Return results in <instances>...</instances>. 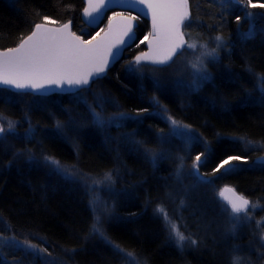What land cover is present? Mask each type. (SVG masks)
<instances>
[{
    "label": "trees",
    "instance_id": "trees-1",
    "mask_svg": "<svg viewBox=\"0 0 264 264\" xmlns=\"http://www.w3.org/2000/svg\"><path fill=\"white\" fill-rule=\"evenodd\" d=\"M82 8L81 0H0V50L15 47L35 23L43 22L44 16L57 21L48 23L52 25L71 20L72 31L90 39L95 32L81 23ZM190 10L194 19L182 29L187 41L209 44L217 35L224 38L216 61L209 68L208 81L197 90L186 89L169 97L158 82L163 76L158 81L150 76L154 67L146 66L150 75L142 77L127 73L125 63L139 52L131 48L104 77L81 94L101 92L107 98L106 112L149 111L152 101L158 99L165 104L167 115L191 125L198 136L210 143L213 151L201 165V173H211L229 155L248 158V163L240 164L233 173L223 174L222 170L211 176L210 186H232L237 193L264 206V170L253 167V160L264 156V148L260 147L264 144V94L260 92L264 82V15L260 13L264 9L245 7L235 0H190ZM246 11L256 15L248 19L244 17ZM237 16L241 17L239 22ZM250 29L251 37L243 38L242 34ZM136 34H148L147 22L137 21ZM84 107L77 101L76 92L39 97L0 89V120L5 116L25 120L14 133L0 139V232L11 235L12 229L21 238H36L37 243L43 238L44 246L62 264H120L114 244L133 253L143 264H227L220 254L225 240L213 217L210 220L203 216L197 225L193 223L204 249L184 253L172 246L162 225L150 214L155 200L166 188L159 177L165 176L169 161L165 159L154 167L137 146L130 148L127 142L119 145L114 130L104 132L92 124ZM157 126L163 124L154 116L144 117L133 127V136L149 151L170 153L172 150L161 148L154 137ZM123 127L131 126L126 123ZM239 137L255 144L246 145ZM120 139L125 141L124 137ZM202 151L204 145L197 141L189 152L197 155ZM44 156L75 167L89 178L87 183L111 174L115 193L110 201L105 199L104 206L110 209L101 215L99 233L93 232V211L86 200L90 185H86L84 178L83 183L59 178L44 165L33 162L34 157ZM116 170L122 176L119 179ZM190 177L194 186L204 185L193 175ZM191 206L203 213L205 198L199 197ZM3 258L7 264H41L18 251H5Z\"/></svg>",
    "mask_w": 264,
    "mask_h": 264
},
{
    "label": "snow or ice",
    "instance_id": "snow-or-ice-1",
    "mask_svg": "<svg viewBox=\"0 0 264 264\" xmlns=\"http://www.w3.org/2000/svg\"><path fill=\"white\" fill-rule=\"evenodd\" d=\"M237 4H243L245 7L252 9H264V2H254V0H235ZM88 7L83 9V15L87 18L89 24H97L103 13L113 8H120L122 11H113L112 16L108 17V33L106 37L112 34V21L119 18L118 34L111 41L105 42L97 40L100 29L90 39L85 40L81 36L76 35L71 30L72 22L68 20L63 22L56 28L48 27V23L56 24L57 21L50 17H42L41 23H35L29 35L22 37L17 45L12 48L0 50V84L10 86L21 93L31 90L33 93L46 95L47 85H57L62 90L66 83L69 87L66 91L73 92L76 89V98L78 102L87 104L86 99L81 95L84 91L90 89L91 83L104 77L111 65L116 63L123 51L138 39L135 32L136 22L140 15L151 13L152 31L149 32L139 42L143 44L148 41V52H142L134 57L133 61L128 62V70L130 72H141L145 64L157 66L171 67L175 63L173 57L183 55L185 49L195 50V43H188L185 39V33L182 32V26H190L193 16L190 10V0H87ZM144 6V7H141ZM145 8L147 11H145ZM136 13V15H133ZM256 15L254 12H245V17L251 19ZM264 15V12L260 13ZM241 20L240 16L236 17V21ZM186 22H188L186 24ZM252 31L242 34L247 39L251 37ZM151 37V39H149ZM223 35H217L215 47L208 49L207 45H202L204 49L191 64L196 77L199 80H207L205 58H215L217 49L223 46ZM95 41V43H93ZM138 46V45H137ZM165 67H157L153 71H164ZM182 81H177L181 84ZM198 87L199 84H196ZM103 101L101 96L96 98V107H99ZM158 104V101L156 102ZM98 124L104 121L95 108L88 105ZM148 113V109L138 110L136 117ZM121 119H128L126 113H120ZM168 123L171 125V133L185 137L190 144L193 141L203 143L204 151L195 155L192 163V175L202 184H212L213 181L208 177L215 176L217 173L230 174L235 172L240 164H247L248 158L240 155H229L221 160L211 173H201L200 167L206 158L212 154L210 143L198 136L191 125L183 124L172 116H166ZM57 127H60L57 122ZM16 128V122L7 120V126L0 123V138H6V133H13ZM31 134V127L28 130ZM246 145H254L255 142L239 137ZM264 148V144L260 145ZM203 158V159H202ZM44 160L53 166L57 171L63 172L67 178L81 177L85 179L86 185L88 177L78 172L75 167H66L52 156H44ZM240 162V163H234ZM253 167H259L264 170V156L258 157ZM179 177V172H178ZM111 174H105L103 180L91 179L92 190L95 191L98 185L105 182H111ZM230 193L231 195H226ZM218 196L226 203H222V210L232 219V230L235 231L236 225L249 218V209L255 208L257 205L246 198L244 195L236 192L232 186L225 185L218 192ZM95 203V201L93 202ZM183 206L184 201H180ZM158 214L163 215L170 236L175 240L178 246L182 247L185 240L189 238L180 231L177 224L167 215L166 211L158 206L156 209ZM243 214V215H241ZM99 221L93 225L94 232H100L98 226ZM11 235H5L0 232V264H7L3 258L5 251H18L24 256L34 257L41 264H62L53 256L48 247L44 246L43 238H39L40 242H34L36 238L27 236L21 238L14 230L9 229ZM102 235V233H101ZM264 239V236L261 237ZM195 245L196 240H190ZM118 254L123 256L128 264H140L136 260L133 253L126 251L119 245H112ZM75 251L74 249L65 250ZM243 258L239 255L232 257L231 264H241Z\"/></svg>",
    "mask_w": 264,
    "mask_h": 264
},
{
    "label": "rangeland",
    "instance_id": "rangeland-1",
    "mask_svg": "<svg viewBox=\"0 0 264 264\" xmlns=\"http://www.w3.org/2000/svg\"><path fill=\"white\" fill-rule=\"evenodd\" d=\"M139 41H137V43L134 44V46L132 47L134 48V51L135 50L141 51L140 50L141 43ZM187 42L195 43L197 45V48L195 50L185 49L183 55L178 54L174 58L175 63L172 64L171 67H165L164 71L154 72L151 69L150 70L151 75H150V71L148 72L145 71L147 68L146 66H144V69L141 72H130L128 70V62L132 61L133 58L128 59V61L124 65V68L126 72L129 74H133L134 76L137 77L138 76L142 77L144 76V74L150 75L156 81H158L159 76H163L162 78L163 80H159L158 82L161 84V89L163 90V92H166L165 94L168 95L169 97H174L176 93L177 95L182 94L183 93L182 91H185L186 89L197 90L200 87V85L206 83L209 78L207 80H202V81L199 80L196 77L195 72L191 67V64L194 63L196 61L197 56L202 51H204V49L201 47L202 45H207L208 49H211L214 46H216L217 41L215 40L214 37L211 39L209 44L197 42L194 40L191 41L189 40ZM215 61H216V56L215 58L212 57L205 58L206 74L208 75V77H210L209 68L211 67V63H214ZM161 81H163V83H161ZM177 81H182V83L178 85ZM196 84H199V86L197 87ZM260 89H261L260 92L264 94V82L260 84ZM91 92L92 93L90 92L85 93L84 95L81 94L84 97V99H86L87 104L82 102L80 103H82L85 106L84 110H87L92 124L97 126L102 131L105 130L104 132H106L109 128L113 129L114 130L113 134L118 135L116 140L119 145H123V144L126 145L127 142L126 146L130 148L132 147V145L137 146V148H139V151H141V153L143 152L144 153L143 155L153 162L152 165L154 167L162 163L165 159L167 160V162L169 161V163L167 164L168 168L165 172V176L159 177L161 178L160 183L164 182L163 186H165L167 189L166 188L163 189L164 187L162 186L163 195L161 194V196H159V198L155 200L150 214L154 219H156L160 223V225H162L163 232L167 234L168 241L171 242L172 246H174L179 251L184 253L190 251L191 252L196 251L198 249H204V247L202 248L204 244L203 240H201L200 242L196 234L194 233L195 225L193 223L196 224L199 218H202L203 216H206V218H210V220L213 217L214 219H217L218 222L216 225H218L219 233L221 237H223L225 240L224 243L222 242L221 244L222 250L220 254L223 257H225L227 264H231L232 257L234 255H239L240 257L243 258L241 264H264V243H263V239H261V237L264 236V206L260 204L259 201L253 200L252 202L257 206L255 208L250 207L249 218L238 223L236 225L235 231L232 230V223H233L232 219L228 214H226L222 210L221 205L224 202L218 199V192L222 188L220 189L217 187L218 188L217 189L215 185L210 186L211 184H207V185L204 184L201 187L200 185L196 184L195 187L192 184V182H190L192 180L188 179L190 177V174L192 175V163L195 157V154L192 155L189 151H191V146L197 141H193L189 144L185 137H182L180 135H173L171 133L170 131L171 125L168 123L166 119V116L168 115L166 113L167 111H165L166 110L165 104L160 102L158 99H155L152 101V107L151 110L148 111V113H145L140 117H136L135 112L126 113L130 118L121 119L120 113H124V112H119V111L106 112L104 106L106 104L107 98L105 99V96L101 92L98 93L95 90ZM100 95L103 98V101L99 107H96L95 101L96 98ZM157 101L158 104L156 103ZM88 105L94 107L95 111L100 114L101 118L104 121L102 125L96 122V119L93 116L92 112L89 110ZM148 116H154L155 119H158L163 124V126H159V127L157 126L156 128H154L153 134L156 141L160 143L159 146L161 148L164 147L166 149L172 150L170 153L167 152L166 154L165 153L162 154V152L160 151H156V152L149 151L146 149L145 146H143L140 143V141H137V138L135 136H133V132L135 131L133 130L134 129L133 127H136L137 124L144 117H148ZM7 120L15 121L16 127L19 123L25 122L24 118L20 120V119H13L10 116H5L0 120V123H4L6 127ZM126 123L129 124L131 127L129 128L123 127V125ZM23 125L26 126L27 124L23 123ZM6 134H11V133H6ZM121 137L125 138L124 142L121 141L122 140L120 139ZM0 139L1 141H3L2 140L3 138ZM32 156L28 157L29 160L32 158ZM181 156H182V161L180 159ZM184 159H187V162H189V166H186L183 163V161H185ZM33 162L36 165H40V166L44 165V167H46L48 171L53 172V174H57L58 176H60L59 178H63L67 180V177L63 174V172L57 171L53 166L46 163L44 157L42 159H36L34 157ZM234 163H240V162H234ZM116 172L118 179L122 177L120 175V171L116 170ZM178 172H179V177H178ZM68 179L71 180L73 179L74 181H82L83 183V178L80 179V177L68 178ZM103 179L104 178H99L96 180H103ZM112 183L105 182L101 185H98L95 191L92 190L91 182L87 183L90 186L87 185L88 193L86 192L87 195L86 200L91 205V209L93 211V215H92L93 216L92 220L94 221V222L92 221L93 225L97 222V219L98 221H100L101 215L105 214L107 209H110L108 206L106 207L104 205H106L105 199H107V201H110V198H113V195L115 193V190H113L114 186H112ZM103 195L108 197H103ZM199 197L205 198V206H204L205 208H204V212L203 213L201 212V214H199L200 212L199 209L198 210L193 209L191 206L192 202H195ZM181 200L184 201L183 206H181L180 204ZM94 201L95 203H93ZM158 206L163 208L168 207V210H166L167 215L177 224L180 231L183 232L185 236L189 238L188 240L184 241L182 247L178 246L175 240L170 236L163 215L158 214L156 211ZM207 213H209V216H207ZM185 218L188 219L190 224ZM211 229L215 230V226L212 225ZM190 240H196L197 243L193 245L190 242ZM120 257H121L120 264H128L127 260L123 256L120 255ZM135 258L136 260L140 261V264H143V262L138 257L135 256Z\"/></svg>",
    "mask_w": 264,
    "mask_h": 264
},
{
    "label": "water",
    "instance_id": "water-1",
    "mask_svg": "<svg viewBox=\"0 0 264 264\" xmlns=\"http://www.w3.org/2000/svg\"><path fill=\"white\" fill-rule=\"evenodd\" d=\"M82 3H83V8L80 12V21L81 23L89 30H92L93 32H99L100 29H104L103 32H100V36L97 37V40H102V41H105V42H108V41H111L112 39L115 38V36L118 34V29H119V25H120V22H119V18L115 19L112 21V28H113V32L111 35H109L108 37H106V33H108V25H109V19L108 17H111L112 16V12L113 11H122V9L120 8H113V9H110V10H107L103 13V16L101 18V20L97 23V24H89L87 22V18L83 15V9L88 7V4H87V0H81ZM141 7H144V6H141ZM145 11H147V9L145 8ZM133 15H136V13H133ZM139 20H143L145 22H147V26H148V33L152 31V18H151V13L149 12L147 15H140V18ZM48 27L50 28H56V27H59V25H52V24H48L47 25ZM104 26V27H103ZM136 28H137V22H136V27H135V32H136ZM182 29H183V26H182ZM181 29V30H182ZM71 30H72V27H71ZM32 31V30H31ZM31 33V32H30ZM29 33V34H30ZM28 34V35H29ZM137 36V34H136ZM138 37V36H137ZM142 38H144V35L138 37V39L135 41V43L131 44L129 47H127L120 59L114 63L113 65H111V67L109 68V70L111 68H113L116 64H118L124 57V54L126 51L130 50L134 44L137 43V41L141 40ZM151 39V37L149 38ZM185 39V37H184ZM95 43V41L93 42ZM143 48H144V52H148L149 51V47H148V41H145L143 43ZM139 55V54H137ZM135 55V56H137ZM134 56V57H135ZM176 57V56H175ZM173 57V59L175 58ZM134 60V58L132 59V61ZM146 65H151V66H156V67H164V66H157V65H152V64H146ZM108 70V71H109ZM69 86L65 83L63 85V89L62 90L60 87H58L57 85H47L46 86V91H47V94L46 95H41L40 93H33L31 92V90H26V93L28 94H31V95H34V96H39V97H45V96H49V95H53V94H61V95H65V94H73L77 91H79L78 89H76L75 91L73 92H69V91H66V89L68 88ZM0 89H4V90H7V91H10V92H13V93H21L19 90H16L14 88H11L10 86H7V85H2L0 84ZM261 157V156H259ZM258 157H256L253 162L255 163V161L257 160ZM209 178V177H208ZM210 179V178H209ZM226 195H231L230 193H226ZM218 199L224 203H226L225 201L222 200L221 197L218 196ZM263 242H264V239H263Z\"/></svg>",
    "mask_w": 264,
    "mask_h": 264
},
{
    "label": "flooded vegetation",
    "instance_id": "flooded-vegetation-1",
    "mask_svg": "<svg viewBox=\"0 0 264 264\" xmlns=\"http://www.w3.org/2000/svg\"><path fill=\"white\" fill-rule=\"evenodd\" d=\"M96 33H97V32H95V33L93 34V36H94ZM145 36H146V35H145ZM145 36H144V37H145ZM141 45L143 46V44H141ZM141 45H140V46H141ZM142 52H144V49L141 50V51H139L138 54H140V53H142ZM145 65H146V64H145ZM209 178H211V177H209ZM263 243H264V242H263Z\"/></svg>",
    "mask_w": 264,
    "mask_h": 264
},
{
    "label": "bare ground",
    "instance_id": "bare-ground-1",
    "mask_svg": "<svg viewBox=\"0 0 264 264\" xmlns=\"http://www.w3.org/2000/svg\"><path fill=\"white\" fill-rule=\"evenodd\" d=\"M104 27V26H103ZM145 36V35H144ZM186 40V39H185ZM144 49V48H143ZM138 54V53H137ZM136 54V55H137ZM135 56V55H134ZM134 58V57H133ZM145 66H150V67H154V68H157L156 66H151V65H145ZM164 67H166V66H164ZM158 79V78H157Z\"/></svg>",
    "mask_w": 264,
    "mask_h": 264
}]
</instances>
